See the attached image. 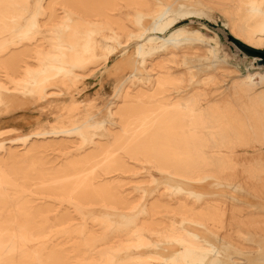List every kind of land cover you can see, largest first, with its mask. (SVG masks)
I'll use <instances>...</instances> for the list:
<instances>
[{"label": "bare ground", "instance_id": "1", "mask_svg": "<svg viewBox=\"0 0 264 264\" xmlns=\"http://www.w3.org/2000/svg\"><path fill=\"white\" fill-rule=\"evenodd\" d=\"M212 11L264 47V0H0V115L16 98L55 107L47 128L0 140V264L264 262V69L228 77L215 96L212 69L228 73L216 35L167 31ZM194 43L192 80L172 48ZM121 62L129 71L103 117L75 105L79 78ZM143 169L159 175L151 188L133 181ZM121 175L131 184L114 191Z\"/></svg>", "mask_w": 264, "mask_h": 264}, {"label": "rangeland", "instance_id": "2", "mask_svg": "<svg viewBox=\"0 0 264 264\" xmlns=\"http://www.w3.org/2000/svg\"><path fill=\"white\" fill-rule=\"evenodd\" d=\"M210 15H211L210 20L194 19V18H187L184 20H180L176 22L175 24H173L172 26H170V28L167 31L170 32L177 28H182L186 26L189 29L199 30L204 35V37L208 38L209 36V39L212 38L214 34L216 35V37L218 38V42H219L218 55L225 62V64H222V65H225L226 67H228V70H227L228 73H224L222 70H219V69H214V68L212 69L214 73L216 74V76L219 78V82H220L219 86L221 87L216 93H213V94H216L215 96H217V93L222 92L225 89V85L228 84V81H229L228 77H234V76L238 77L246 73L247 71L262 70L264 69V67L258 68L256 66L255 61L251 60L252 59L251 57L244 56L240 54L239 52H237L236 50H234L233 47H231L226 42V39L224 37V34H227V35H230L232 38H234L229 33L227 28L223 26L224 19L221 16V14H219L218 12L212 11ZM234 39L240 42L241 44H243L244 46L248 48H252L246 45L245 43L241 42L240 40L236 38ZM198 46H199L198 43H194L192 45L180 47L177 49L172 48V50L176 52L177 54L181 53V54H178L176 57L177 62H178V64L175 65L176 69L182 70V69H185V67L188 68L191 66L189 68V71L194 75L192 80H195L196 76L198 75L197 73H199L196 70V66H197L196 58L197 57H195L197 56L199 51L194 48ZM252 49L264 51V47L252 48ZM189 55L191 58L189 57L188 59ZM118 60H119L118 56L112 57L108 63V67L110 65L112 66L113 64L118 63ZM188 60L190 61L188 62ZM185 61H187L188 66L183 64V62ZM191 61L194 62V65H193V67H195L194 69L192 67L193 62ZM102 67L103 66L99 65L96 69L101 70L100 68ZM128 71H129V67L127 66V64L125 62H121L117 64L116 66H114L109 71V73H102V75L94 74L90 77H86L85 79L79 78L78 81H76V83L70 87L69 93L72 94L73 99H75L76 101L75 105L82 106L86 103H89L90 105H92V107L90 108L92 112L98 115L97 118H101L105 114V105H106L105 103H107L110 100L113 94L115 85L125 78V75ZM191 82L192 81H185L183 84L184 87L182 88V90L183 91L189 90ZM60 90L61 91H57V90H54V91L61 94L59 97L60 100H64L66 96L63 95V93L66 92V89L60 88ZM208 91H210V88L208 89ZM28 101H29L28 99L25 100L23 98H19V99L16 98L14 100L12 99L11 102L9 101L8 103L7 111H4V109H2L3 111L1 112V115H0V140L1 141L4 140L7 142L9 139H12L16 136H22V135L31 133L39 128H47L53 122V118L55 116V107H53L52 105H49L48 102L35 104V103H32L33 101L32 102L29 101V103H27ZM20 117H22V119ZM13 118H15L17 121L16 120L14 121ZM9 120L11 122H5ZM14 145H19V142H16V144ZM41 156L43 158V161H46L49 163L51 162L55 163L60 159L57 152H51V151H43ZM23 166L24 164H21V163L18 164V167H23ZM135 166L136 164L133 161H129L127 163V167L129 168L133 169ZM140 172H141V174H139L140 176H136L135 178H133V181L138 182L143 187L151 188L154 185L152 184V182L154 180L159 179V175L153 169H146V173H143L144 169L140 170ZM131 180L132 179L129 176L121 175L120 177L117 178V180L113 181L112 189H114V191H116V189L126 190L127 188H129V185L131 184L130 183ZM189 188H191L192 190H194L195 188V190L201 191V192L205 191V189H208L207 185L205 186L204 184L201 185L200 187H194V185H192ZM32 189L34 190V192H40L39 190H37L39 188L36 189L35 187V189L34 188ZM245 199H249V198H245ZM250 202H253V200H251ZM36 203H42V202L37 200ZM45 204L57 205L56 202L54 201H49V203L46 202ZM90 230L96 232L95 231L96 227H90ZM234 237H236V235H234ZM72 242L73 240L70 241L67 239L59 238L56 241H54L53 244H58V246L64 249L65 251H69V246H70V243ZM262 246H263L262 252L264 253V244H262ZM137 252H139L140 254H144L147 251L141 250ZM260 264H264V262Z\"/></svg>", "mask_w": 264, "mask_h": 264}, {"label": "water", "instance_id": "3", "mask_svg": "<svg viewBox=\"0 0 264 264\" xmlns=\"http://www.w3.org/2000/svg\"><path fill=\"white\" fill-rule=\"evenodd\" d=\"M226 42L233 47L234 50L240 54L256 59L255 63L257 67H264V51L248 48L232 38L230 35L224 34Z\"/></svg>", "mask_w": 264, "mask_h": 264}]
</instances>
